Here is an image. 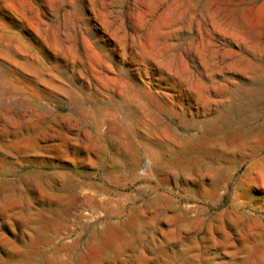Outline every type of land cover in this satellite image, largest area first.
I'll list each match as a JSON object with an SVG mask.
<instances>
[{
    "label": "rangeland",
    "instance_id": "374dc122",
    "mask_svg": "<svg viewBox=\"0 0 264 264\" xmlns=\"http://www.w3.org/2000/svg\"><path fill=\"white\" fill-rule=\"evenodd\" d=\"M0 264H264V0H0Z\"/></svg>",
    "mask_w": 264,
    "mask_h": 264
},
{
    "label": "bare ground",
    "instance_id": "6f19581e",
    "mask_svg": "<svg viewBox=\"0 0 264 264\" xmlns=\"http://www.w3.org/2000/svg\"><path fill=\"white\" fill-rule=\"evenodd\" d=\"M228 92V91H227ZM236 94V93H235Z\"/></svg>",
    "mask_w": 264,
    "mask_h": 264
}]
</instances>
